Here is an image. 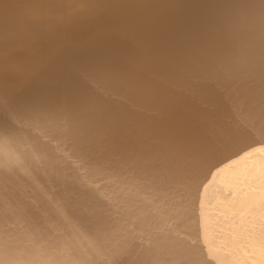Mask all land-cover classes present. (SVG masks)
Listing matches in <instances>:
<instances>
[{
	"label": "bare ground",
	"instance_id": "obj_1",
	"mask_svg": "<svg viewBox=\"0 0 264 264\" xmlns=\"http://www.w3.org/2000/svg\"><path fill=\"white\" fill-rule=\"evenodd\" d=\"M0 264H264V0H0Z\"/></svg>",
	"mask_w": 264,
	"mask_h": 264
}]
</instances>
